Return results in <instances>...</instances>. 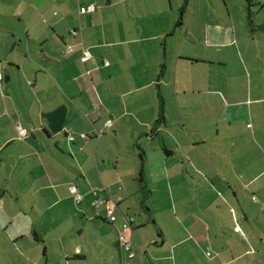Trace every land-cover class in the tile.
<instances>
[{
	"label": "crops",
	"instance_id": "0c3cea01",
	"mask_svg": "<svg viewBox=\"0 0 264 264\" xmlns=\"http://www.w3.org/2000/svg\"><path fill=\"white\" fill-rule=\"evenodd\" d=\"M178 1L173 14L168 0H76L77 8L75 0H0V169L10 173L22 162L27 167L26 172L20 171L24 179L35 180L39 173L43 183L39 191L51 208L57 205L53 197L61 204L62 196L74 193L72 185L87 201L86 206H77L82 216L79 222H83L77 236L90 231L89 227L92 230L84 241L80 237L74 245L61 243L56 264H87L89 260L125 264L128 254L120 244L118 229L127 213L134 215L126 203L133 191L128 180L138 178L139 191L141 158V176L149 193L140 208L150 211L147 199L153 193L152 184H165V180L171 206L156 216V235L148 227L151 222L146 214L139 222L133 217V225L125 229L135 251L130 264H264V193L249 192L250 181L244 188L234 184L235 189L230 182L239 181L236 168L242 170L249 163L248 150L241 149L244 159H231L236 168L231 165L229 170L213 143L208 160L210 143L194 142L187 136L196 132L190 117L212 115V104L205 96L203 107L188 101H197L202 92L212 95V86L196 69L212 65L214 58L212 51L195 52L197 38L189 24L196 2L190 10L187 0L182 6ZM89 3H95L96 9L79 13V6ZM185 12H189L186 28ZM175 17H180V24L175 25L179 20L174 22ZM221 31L206 28L207 43L214 37L209 48L233 43L228 27L223 29L227 40H218ZM67 45H72L70 52ZM84 51L91 57L83 59ZM246 91L251 99L248 86ZM235 99L230 103L233 117L245 119L251 106L261 102V98ZM168 105L176 110L175 123L180 127L174 134L169 133L172 112ZM186 114L189 118L184 119ZM18 126L25 135L19 134ZM263 127L257 123L253 135L264 150V141L256 138L258 133L263 137ZM14 143H18L17 151ZM121 143H136L140 151H134V161L126 160ZM71 146L82 158L72 157ZM117 150L120 156L115 155ZM69 157L79 170L72 167ZM171 178L186 184L206 178L212 188L199 195L201 204L196 200L197 190H191L195 192L189 199L192 204L185 205L188 190L173 187ZM104 187L109 190L100 192L116 199L113 206L121 213L113 223L107 221L105 205L96 212L89 206L91 189ZM32 235L35 242L44 243L39 232L33 230ZM6 236L17 244L24 238L18 231ZM33 256L21 253L19 258L10 256L8 262L38 264ZM44 256L48 261L47 248Z\"/></svg>",
	"mask_w": 264,
	"mask_h": 264
},
{
	"label": "rangeland",
	"instance_id": "374dc122",
	"mask_svg": "<svg viewBox=\"0 0 264 264\" xmlns=\"http://www.w3.org/2000/svg\"><path fill=\"white\" fill-rule=\"evenodd\" d=\"M164 1L167 2V0ZM176 2L177 0H168V6L169 8L172 6L173 14L176 12V9H174ZM182 2L183 0L178 1L179 6ZM184 2L186 3L185 0ZM187 2L190 4V10L194 5L193 3L196 2L193 21L189 24V12H185L182 17L184 18V27L186 28L187 24H189V27L195 31V37L197 38V42L195 44L193 43L195 46L193 47L196 49L195 52L200 51L207 53L212 51L214 62H212L210 66L207 64L199 65L196 69L197 71L199 70L201 78L207 79L208 83L212 86V95L202 92L197 101H195L196 99H190L188 101L194 107H203V96H205L207 103L212 104V115H208L210 112H206V114L200 117H190L193 120L192 128L196 132L187 134L190 132L189 129H187L186 134L191 141L195 142L198 140L199 143H210V145L206 146L208 160H210L209 146L213 143V149L216 150L217 153L222 152L225 158L224 162L227 163L229 170L230 166L234 165L233 159H244L240 153L242 148H246L248 150L249 163L243 165L242 170L236 168L234 165L240 177L239 183L231 179L232 188L235 189L234 184H237L240 188H244V184L250 181L251 183L247 188L249 192L257 190L260 193H264V150L261 147L263 143H257L253 135V130L257 129V123L264 126V0H187ZM74 3L77 8L78 4L76 0ZM56 11L59 12L58 9ZM179 18L180 17H175L174 22ZM207 27L221 28L222 31L219 33L218 40L223 41L227 40V35L223 33V29H227L228 27L234 38L233 43H221L220 45H212V48H209V43H212L214 37L212 38L211 36V38L208 39L209 43H207L205 38L207 36L205 33ZM218 59H221V61L218 62ZM210 77L212 81L209 80ZM247 86L252 91L251 99L250 92L247 93L246 91ZM244 92H246V94H244ZM242 96L250 102L251 100L255 101V99L261 98V102H257V104L251 106L252 111L249 115V119H245L240 115L233 117L232 110L230 109V103L235 98V100H239ZM198 104L200 106H198ZM168 107L169 112H172V115H168V122L171 124L169 133L174 134V131L176 129L178 130L180 127L175 123L176 110L169 105ZM187 118H189V116L186 114L184 119ZM247 123H251L252 128L250 124L247 126ZM256 138L259 142H261V140L264 141V135L262 137L260 133L256 135ZM168 142L175 143L173 139H169ZM217 145L219 147H216ZM14 146H16L17 151L19 148L18 143H14L13 147ZM121 148L125 153L126 160L130 159V162L134 161V151L136 153L140 151L136 143H121ZM71 150L72 157L82 158L81 153L75 149L74 146H71ZM115 155L120 156L118 150ZM16 158L17 155L14 158V162L17 161ZM68 160L71 162L73 168L79 170L76 167H79L78 164H75L70 157ZM99 162L101 165V160H99ZM205 162L207 161L201 160V163L204 164V167L207 169ZM14 167H16V169L13 171L11 170L10 173L7 171L3 172V170L0 169V264H13L12 262H8L10 256H12L13 259L19 258L21 253L28 254L30 258L34 255L35 262L37 259L38 264H56L59 258L58 254L61 250L59 247L62 246L61 243L72 242L74 245L75 242L80 241L81 238V240L84 241L86 235H89L92 230V227H89L88 229L90 231L80 233L81 235L79 237L77 236L80 229L79 224L83 223L79 222L82 216L78 214L77 206L81 207L87 205V201H84L85 195L82 192V194L78 193L76 187L72 185L71 187H73V189L70 191L74 193L72 194L70 192L71 195L62 196L63 203L61 204L56 197H53L57 205L51 208L46 195L39 191V187L41 184L43 185L41 182L42 180L39 178V173L36 174L35 180L30 177L24 179L20 172H26L27 170L24 163H17ZM74 176L77 177L78 174L74 173ZM229 178L230 177H228V179ZM137 180L138 178L128 180L133 191H131L132 197H126V203L131 204L129 212L132 214L134 213V215H128L129 213H127V216H132L139 222L141 216L146 214L151 222L148 227L151 232L156 235V227L159 229L156 225V222L158 223V221H156V216L157 218L161 217L163 213L168 211L167 209L170 208L169 206H171L169 193H166L164 190L167 188L166 180L165 184L161 181L152 184L153 193L151 197L147 199V204L150 206L148 207V209H150L149 212L139 206L141 195L137 189ZM189 182L190 184L194 182L196 185L193 186L184 183L181 179L171 178L173 187L176 188L179 185V187L188 190L186 192L187 194L189 193L186 197L188 200H183V204H192L189 199L195 194V192L191 191L193 189L197 190L196 200L198 204H201L199 198L202 197H199V195H203L205 189L209 190L210 187L212 188L210 185L211 182L206 180V178L201 180L197 178L195 181L189 180ZM169 190L170 189L167 188L168 192ZM77 193L81 194L82 199L78 200L76 198ZM101 196L107 200L108 205H114L109 194L101 193ZM204 196H206V194ZM207 198H212V196L208 194ZM72 206L74 207L73 210L70 209ZM89 206L92 208L91 210H95V212L97 209H100V207H103L100 205L91 206V202ZM66 210L68 213L65 212ZM114 211L115 215L117 214L116 216L119 217V215H121L119 209L114 208ZM75 214L78 216H75ZM66 222L72 227L68 228ZM4 225L7 226V234L18 231L24 235V238H21L18 244L13 243L12 240L9 241L6 232L3 231ZM33 230H36L43 236L44 243L41 241L35 242L32 235ZM62 237H64L63 240H61ZM45 248L48 250V261L44 256ZM15 261L19 262L17 260ZM31 263L32 262L29 264ZM96 263V260H89L87 264ZM18 264H20V262Z\"/></svg>",
	"mask_w": 264,
	"mask_h": 264
},
{
	"label": "built area",
	"instance_id": "2783aa9c",
	"mask_svg": "<svg viewBox=\"0 0 264 264\" xmlns=\"http://www.w3.org/2000/svg\"><path fill=\"white\" fill-rule=\"evenodd\" d=\"M96 9V5L95 3H89L87 5H84V6H79L78 10H79V13H87V12H93L94 10ZM72 34H76V31L75 30H72L71 31ZM72 50V45H67V51L70 52ZM90 53L88 51H84V55H83V59H88L90 58ZM110 124V120H108L106 122V125L108 126ZM18 130H19V134L22 136V135H25V130L22 129L21 127L18 126ZM81 138H85L86 137V134L84 133H80L79 135ZM68 139L70 141L74 140V136L72 135H68ZM73 187H70V190H72ZM100 190H105V191H108L109 188L107 187H104V188H101V189H91V195L93 196V199L91 201V204L92 205H105V209H106V215H107V219L110 223H113L116 221L117 217L115 215V211H114V206H110L107 204V200L104 199L102 196H101V192ZM76 198L78 200L82 199V196L81 194H76ZM110 198L112 200H116L114 199L113 197L110 196ZM133 225V217L131 216H124L123 217V220L120 224V228L118 229V239L120 241V244L122 245V247L127 251V254H128V260H126L125 264H130V259L134 258L135 257V251H134V248H133V244H132V241L130 239L129 236L126 235L125 233V229H128L130 228L131 226Z\"/></svg>",
	"mask_w": 264,
	"mask_h": 264
},
{
	"label": "trees",
	"instance_id": "16d2710c",
	"mask_svg": "<svg viewBox=\"0 0 264 264\" xmlns=\"http://www.w3.org/2000/svg\"><path fill=\"white\" fill-rule=\"evenodd\" d=\"M181 23V20L179 19L177 22H176V24L175 25H177V24H180ZM141 160H142V164H141V166H140V168H139V192H140V194H141V203H143L144 202V200H145V198H147V195H148V188H147V186H146V184L144 183V180H143V177L141 176L142 175V172H143V169H144V165H143V158H141Z\"/></svg>",
	"mask_w": 264,
	"mask_h": 264
}]
</instances>
